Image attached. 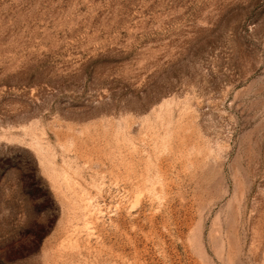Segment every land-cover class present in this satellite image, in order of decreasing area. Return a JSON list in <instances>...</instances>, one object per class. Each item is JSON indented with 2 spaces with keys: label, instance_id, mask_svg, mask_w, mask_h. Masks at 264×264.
Returning a JSON list of instances; mask_svg holds the SVG:
<instances>
[{
  "label": "rangeland",
  "instance_id": "obj_1",
  "mask_svg": "<svg viewBox=\"0 0 264 264\" xmlns=\"http://www.w3.org/2000/svg\"><path fill=\"white\" fill-rule=\"evenodd\" d=\"M0 264H264V0H0Z\"/></svg>",
  "mask_w": 264,
  "mask_h": 264
}]
</instances>
